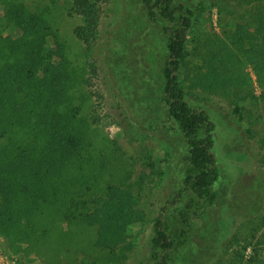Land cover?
Segmentation results:
<instances>
[{
	"label": "rangeland",
	"instance_id": "1",
	"mask_svg": "<svg viewBox=\"0 0 264 264\" xmlns=\"http://www.w3.org/2000/svg\"><path fill=\"white\" fill-rule=\"evenodd\" d=\"M96 1L100 34L89 46L76 32L86 23L69 10L71 0H0V66L9 65V57L14 63L11 57L22 51L14 66L20 67L21 79L32 71L46 91L60 87L54 85L60 72L67 77L65 97L71 112H77L73 123L82 125L105 155L88 177L89 195L125 187L139 199L136 206L144 219L119 228L126 235L117 246L119 258L94 246L95 230L87 223H65V237L53 242L47 262L26 243L13 246L0 231V264H155L150 252L154 218L173 208L186 153L183 134L161 100L166 24L150 21L140 0ZM179 1L199 6L188 42L187 61L193 64L229 43L227 33L249 9L242 0ZM9 12L15 17L10 27ZM245 70L258 98L242 100L241 114L235 112L233 98L190 88L185 80L191 105L206 110L216 124L221 176L214 185L217 205L193 215L189 240L170 264H249L253 258L251 264H264V87L250 65ZM62 91L55 94L62 96ZM72 239L74 248L85 250L76 258L68 250L72 243L64 246Z\"/></svg>",
	"mask_w": 264,
	"mask_h": 264
},
{
	"label": "trees",
	"instance_id": "2",
	"mask_svg": "<svg viewBox=\"0 0 264 264\" xmlns=\"http://www.w3.org/2000/svg\"><path fill=\"white\" fill-rule=\"evenodd\" d=\"M140 1L150 21L166 24L161 100L183 134L186 149L182 186L171 202L172 210L154 218L151 239L155 264H170L189 240L193 215L217 205L214 185L221 176L215 153L216 124L206 110L191 105L185 80L190 88L233 98L234 110L240 114L245 109L242 100L258 98L245 68L250 65L264 87V0H242L249 9L227 33L229 43L199 64L187 61L199 6L179 0ZM71 4L69 10L83 16L86 23L76 32L91 46L100 34L101 7L96 0H71ZM12 13H8L9 27L15 21ZM21 57L22 51H18L11 57L14 63L9 57L10 64L0 66V231L13 246L26 243L47 262L53 242L65 237V223L77 227L87 223L95 230L94 246L118 257L117 246L126 240L119 228L144 219V212L136 206L139 199L117 185L108 194L89 195L88 177L105 155L102 149L98 153V145L88 139L84 127L73 123L77 112H71L65 97L70 88L67 77L62 78L60 72L54 83L60 87L45 91L33 80L36 74L32 71L21 79L20 67L14 69ZM62 72L65 75L67 67ZM60 88L62 96L55 94ZM71 243L68 250L74 258L85 253L73 247L74 239L65 241V249Z\"/></svg>",
	"mask_w": 264,
	"mask_h": 264
}]
</instances>
